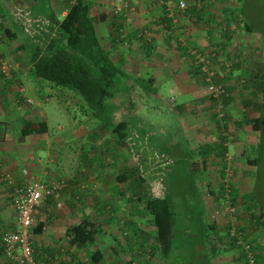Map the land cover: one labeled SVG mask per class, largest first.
I'll list each match as a JSON object with an SVG mask.
<instances>
[{
    "label": "crops",
    "instance_id": "0c3cea01",
    "mask_svg": "<svg viewBox=\"0 0 264 264\" xmlns=\"http://www.w3.org/2000/svg\"><path fill=\"white\" fill-rule=\"evenodd\" d=\"M39 1H42L43 4H38ZM67 1L69 0H34L35 3L33 4V2L28 0L26 2L27 5L24 7L32 8L38 14H46L45 12L53 10L56 17L61 19L66 15V10L63 8L66 6ZM87 1L93 4L95 11L99 12V8H101V11H107L106 8L108 6L105 0ZM199 1L186 0L187 10L184 12L179 11L176 5L175 12L177 10L182 13L179 17L174 13L173 9L171 11L169 0H130L133 11L120 20V25H122L121 34L131 38L135 35L139 37L142 34L145 41L142 42L132 38L130 42L125 43L126 46L122 47L120 45H112V41L109 40L112 54L116 55V61L120 63L124 72L131 77L130 82L134 83L138 79L149 80V82H153L151 85L152 89L156 90L160 88L156 87V85L162 86L164 82H168V78L181 77L188 69L187 79L192 81L189 91L187 93L180 92L184 91L181 90L183 88L181 85V89L178 88L176 90L174 87V90L180 92L179 96L184 95L186 98L194 100L199 98L201 89L199 84L203 83L200 81V77L194 73L195 68L192 64L195 61L189 51H207L211 49L209 48L211 43L216 44L222 38L218 32L210 34L208 26L211 25L203 24L201 19L198 20V18L209 16L210 21H219L220 13L214 6L219 3V0ZM224 2H227L226 12L232 22L227 35L228 42L229 40L233 41L237 31H240V23H238V11H236V7H233L236 1L224 0ZM112 5L113 3L108 8L111 9ZM200 7H202L201 11L204 10V15L201 13L199 15L196 14ZM11 9L12 6L9 0H0V52L8 58L13 56V52L15 54L18 52L17 56L22 54V47L25 48L29 43V39L23 33L20 25L11 18ZM109 24L110 19H108L107 23L99 26V32L102 36L108 34L110 30ZM211 27H213V24ZM204 30L207 35L205 38ZM245 33L248 32L245 31ZM244 37L247 39L246 35ZM220 45L225 47L224 52L220 51V57L224 58L226 55V59L231 62L232 68L228 72L221 70V74H219L221 71H217V81L230 87V98L234 97V100H238L237 105L241 108L246 103L244 101L246 98L251 100L256 95L255 93L252 94L251 91L244 90L242 92V87L240 91L238 84L249 82L252 79L255 81V77L258 80L261 78L259 82L264 83V64L261 48L253 41L243 45L233 44V46H230L228 43H221ZM188 57L191 58V61ZM221 64L222 60L217 59L216 68H219ZM187 66L192 68L186 69L185 67ZM14 68L12 79L5 80L0 77V168L17 183L22 182L20 170L23 168L29 171L30 176L39 179L41 182L65 180V187L60 192L58 201L52 197L47 198L34 214V226L30 235L33 250L32 264H123V258L119 256L120 251L126 254L127 250H125V247L131 245L130 242H133V239H127L122 243L118 238L119 229L122 230L123 236H126L124 228L131 227L134 230L132 235L134 238V234L142 235L145 233L140 229L138 219L151 217L148 213L149 211L146 210L147 205L144 197V192L148 191V189L143 184L139 186L141 177L138 174V163L140 160L137 163L131 160L132 158L129 155L131 154L132 156L133 154L131 153V148H126L130 147L126 140L121 142L115 139H103L101 143L96 144L102 148L97 165L90 162L92 160V146L87 144L86 146L90 147L89 150L84 149L86 146L81 147L80 151L70 148L69 154L71 156L64 157L65 160L61 161V154L57 150V146L64 142L65 138L62 140L53 138L51 142L48 138L41 140V138L37 137H42L47 132L43 135L21 136L19 131L22 124L21 120H19L18 133L14 134L12 124L17 118H14L13 113H18L20 110L19 106L25 103L24 99L31 100V96H33L32 88L27 90L24 87V98L20 97L18 83L25 81L30 87L32 85L34 88L37 86L41 89L44 87L50 88L43 82L30 79L28 72L30 64L26 62V58L25 61L22 60L21 63H16ZM157 78L162 79V81ZM197 78L199 81H197ZM191 103L181 104L178 108L179 117L182 118L181 131L186 138H182L180 143H177V141L171 143L169 141L168 143L154 141L157 146L165 149L169 159L174 163L183 161L184 158L192 155L191 158L188 157L189 166L187 173L190 176L199 178V184L202 185L203 183L204 188L206 186V189L199 193V202L195 208V222L192 224L194 229L191 225L189 231H186L185 228L176 230V224L174 229L175 236L178 232L183 235L186 234L190 238L189 242L193 241L202 244L210 242L211 237H213V242L220 243L223 241V238L220 237V230H225L228 235L230 231L231 235L235 230L241 231V228H243L242 232L244 233L245 231L247 236L251 237L253 225L250 219L251 209L248 207L250 200L247 198L251 185L248 180L249 177H247L249 169H246L245 166L240 170V162L244 159L247 148L244 147L233 155L237 160L234 158L230 159V155L233 153V151L231 154L229 153L231 150L230 146L236 149L239 148L237 141L234 142L233 138L230 137L232 138L231 141L229 138L225 141L224 146H226L227 151L221 161V156L217 155V153L222 148L217 146V149H215L214 145L215 143L219 144V136L225 137L229 133L225 134L223 126H218L214 129L216 130V138L212 140L203 138L209 135L207 133H202V137H200L198 132L203 131V127L195 124L190 117L192 115ZM232 103L225 107V111L229 112L230 116H232L231 112L234 111ZM118 104L122 105L118 106L117 109L124 107L123 102ZM28 113V110L23 111L24 116ZM20 115L22 114H17V116ZM240 122H236L237 126ZM140 125L143 127L144 124L140 123ZM206 126L208 127V132H211L210 125L206 124ZM241 127H245V124ZM241 127L238 128L240 129ZM246 134L250 136V140L252 136L249 130ZM76 135L77 133L74 130L73 136ZM147 135L149 136V134ZM186 135L189 137L187 138ZM78 137V139L74 138L73 140H78L77 142L81 144L86 142L84 136L78 134ZM149 141L152 145L153 141ZM189 143L192 145L193 143L196 144L194 150L187 151ZM249 144H252V142ZM123 148L128 150L124 149V154H122ZM175 148L179 151L175 150ZM143 149H145V146ZM143 152V150L140 151L142 154L149 153V151ZM135 154L138 155V153ZM215 154L217 157H215ZM223 161L225 164L222 163ZM250 163L252 164L251 161H247V165ZM59 164L65 167H60ZM221 166H223L222 169ZM226 169L230 170L232 177L228 188H226L227 183L224 186L226 193L220 195L222 179L226 180L223 177ZM200 179L202 182H200ZM226 201L236 210L235 213L229 212L225 205H222V202L226 203ZM141 203L143 204L144 213L139 208ZM255 211L264 213L263 208ZM85 220L94 222L99 226V236L96 237L93 243L85 245L71 244L67 231ZM147 220H149L147 228H150L155 233L148 238L145 237L146 242L148 240L151 241L150 248H152L157 243V230L153 224L152 217ZM261 220L264 221V218ZM15 221L16 213L11 206V189L7 187L5 182L0 180V254L2 251V232L3 230H14ZM180 222L185 223L187 221L180 219ZM262 241L264 242V240ZM204 249H207L205 250L206 252L210 251L211 259H219L221 257L218 247L215 250L212 249V246L209 248L204 247ZM138 251L137 255L139 254ZM97 252H100L101 259L98 263H93L91 258ZM125 256L126 260L128 258L132 262L136 258L132 250H129V254ZM203 257L206 258L209 255L206 256V253H204ZM0 264H8V262L1 259Z\"/></svg>",
    "mask_w": 264,
    "mask_h": 264
},
{
    "label": "rangeland",
    "instance_id": "374dc122",
    "mask_svg": "<svg viewBox=\"0 0 264 264\" xmlns=\"http://www.w3.org/2000/svg\"><path fill=\"white\" fill-rule=\"evenodd\" d=\"M28 1V0H27ZM31 2V0H29ZM236 4L233 7H236V11H238L237 16H240L241 21L240 24V31H237V35H235L233 41L229 40L227 43L230 46H233V44L239 45V44H247L249 41L255 42L260 48H261V54H262V61L264 64V0H235ZM238 1V2H237ZM107 2V6L110 7V5L113 3V0H105V3ZM112 2V3H111ZM38 4L42 5V1H39ZM176 0H169L170 9L174 10V13H176L177 16L180 17L181 12H178L176 10L175 12V6H176ZM37 5V4H36ZM231 5V4H230ZM106 6V7H107ZM113 6V5H112ZM172 6V8H171ZM220 13L219 17L222 18L226 14V8H227V2H220L216 5H214ZM106 8L107 11H110L109 8ZM112 8V7H111ZM41 11V10H37ZM48 12V11H47ZM45 12V13H47ZM43 13V12H39ZM41 17H44L45 14H40ZM243 24L246 23L248 26L251 27L252 32L245 33V30L242 27ZM205 32V37L206 31ZM24 33V32H23ZM246 38L245 39V35ZM204 35V34H203ZM26 36V35H25ZM233 38V35H232ZM228 45V47H229ZM227 47V49H228ZM230 50V49H229ZM13 57V56H12ZM189 58V57H188ZM10 59V57H9ZM191 61V58H189ZM223 62H228V59H226V55ZM193 62V61H192ZM222 62V63H223ZM194 68H196V62L192 64ZM191 66V65H190ZM190 66L185 67L192 68ZM190 70V69H189ZM188 69L185 74H182L181 77L177 78H168V82H164L162 86L156 85V90L153 89V91H145L144 89H141L140 87H136L135 84L132 82L129 84V91L126 93H123L125 96L123 99L116 98L114 99L115 103H119V101H124V107L121 109H117L112 114V120L117 123L121 120L125 119H133L135 118L137 122H140L143 125L144 133L147 135L149 134V139L153 141V145L156 146L155 149H159L160 147L157 146V144L154 143V141H163V143H168V141L180 143L182 138H186L185 134L181 131V123L182 118L179 117V107L181 104L185 103H191V111L192 115L190 117L193 119V122L195 124H198L200 127H203V131H199L198 135L202 137V133H207L209 135H206L203 138H209L214 139L216 138V130L218 126H223V121L220 120V117L218 116L219 113L217 112V103L211 101L210 95L207 93L206 85L199 84L201 87L200 89V96L197 100L186 98L184 95L179 96L180 92L187 93L189 91V88L191 87L192 81L191 79H187L188 77ZM194 77V76H193ZM195 78V77H194ZM158 80L162 81V79L157 78ZM200 79V78H199ZM197 78V81H199ZM47 84L46 82H43ZM198 83V82H196ZM49 84V83H48ZM47 84V85H48ZM158 84V83H157ZM249 84L246 86V91H251L249 89ZM123 85V84H122ZM180 85L183 86V88H180ZM239 85V90L241 91V85ZM264 88V83L262 84ZM29 90L32 88L33 90V96H31V101L33 102V105L24 103L23 105H20V110L17 114H22L20 117H22L24 120L29 121H45L47 124L48 131L47 133L38 138H41V140H45L48 138L52 142L53 138L57 140H62L65 138L64 142H61L60 145L57 146V150L60 151L61 154V161L65 160L64 157L71 156L69 154V149H78L80 151L81 147H85L86 144L88 146H92V160L90 162L94 165H97L99 163L100 159V150L101 147L97 146L98 143H101V140L103 139H112L109 136H107V132L105 128H101L99 130V125H101V121L104 123L106 122V116L107 111L99 114L100 118H95L94 115L96 114L93 111H90L85 103V101L79 96L76 95L74 92L60 87H44L39 88L37 86L34 88L32 85L31 87L28 86V84L25 81H22L21 83H18V88H24ZM173 87V88H172ZM174 87L176 90L180 88L184 91H176L174 90ZM244 89L242 90V92ZM30 93V92H29ZM42 93V94H41ZM45 96L43 97V95ZM256 95V94H255ZM43 97V98H42ZM181 97V98H180ZM256 97V96H255ZM253 96V99L247 100L246 103H244L241 108L238 107V100L234 101L232 103V108L234 111H232V116L228 119V135H226V139L229 138L231 141L232 138L234 142L237 143V146L239 147L236 149L233 146L230 150V159L237 160L236 157L233 155L237 151H241L242 148L246 149V155L244 159L240 162V170L243 169V167L246 166V169L248 168L249 171L247 172V177L249 182H251V185L249 187V194L247 195V198L250 200V206L253 208V212L256 215V217H259V213L255 210L263 208L264 209V94L259 93L258 100ZM172 99V100H171ZM251 104L250 106H246L248 104ZM122 104H119L121 106ZM231 105V103L229 104ZM228 105V106H229ZM258 108V106H260ZM207 107V109H206ZM251 107V108H247ZM231 108V107H230ZM247 108V109H245ZM259 109V112H258ZM28 110V114L24 116L23 111ZM230 111V110H229ZM15 112V111H14ZM238 112V113H236ZM14 114L17 116V114ZM259 114V119L261 122V133L259 131H252L250 127H241L238 128L236 122H240L244 118L246 119H254ZM29 117V118H27ZM139 123V126H141ZM206 124L210 125L211 132H208V127ZM20 125V122L18 119L16 121H13V133H18V126ZM142 127V126H141ZM245 129V131H243ZM74 130L76 131L77 135L73 136ZM81 130V131H80ZM249 130V133H251V139L249 140L248 134L246 132ZM225 131V130H224ZM227 134V132L225 131ZM78 134L80 136L85 137V141L83 144L77 142L78 140H73L74 138L78 139ZM98 134V136H97ZM187 136V135H186ZM35 137V136H34ZM189 136H187L188 138ZM232 137V138H230ZM70 141V142H69ZM100 141V142H99ZM252 142V144H249ZM97 144V145H96ZM249 144V145H247ZM247 145V146H246ZM86 146L84 148L85 150H89L90 147ZM196 147V144L191 143L188 144V150H194ZM253 149H251V148ZM124 149L122 151V154H124ZM127 150V149H126ZM148 149L145 146V151ZM175 150L179 151L175 148ZM132 151V150H131ZM143 152V153H144ZM134 154L131 156L129 155L131 160L135 163L139 161L138 167H139V177H142L144 179L143 186L146 187V184H149V189L151 192H153V189L155 193L157 194V188L158 182H160L163 185L161 178L167 170V166L165 165L167 160H162V156L159 154L154 157L150 155L149 153L142 154L139 152V154ZM157 153V152H156ZM109 154V153H108ZM176 155V154H174ZM192 155L187 156L184 158L183 161L176 162L174 164H170V167L168 169L167 175L165 176V191L167 196L169 197L170 203L174 208L175 214H176V220L177 222H180L179 220L182 219V221H187L185 223L180 222L177 223V229L178 228H185L186 231L190 230V226L195 222V208L197 206L198 201V194L203 191V189H206V186L204 188V185L199 184V178L190 176L187 173V166H189L188 160L191 158ZM172 157V156H171ZM189 157V158H188ZM256 159V162L253 164L247 165V161H253ZM169 162V161H168ZM63 164V162H61ZM191 165V164H190ZM60 167H65L64 165H60ZM223 166H221V169ZM224 178H229L226 171L223 173ZM142 179V180H143ZM200 182L202 180L200 179ZM219 182V180H218ZM226 180L222 179L223 184V190L226 191L225 183ZM234 182V181H233ZM149 191V190H148ZM221 195V192H219ZM247 200V199H246ZM246 204V203H245ZM222 205H225L224 202H222ZM185 206V207H182ZM140 211L144 213L143 204H139ZM188 209V211H186ZM257 212V213H256ZM151 219V217H149ZM147 218V219H149ZM138 219V218H137ZM144 218H139V224L140 229L143 230L142 235H133V229L131 227L124 228L126 236H123L122 230L119 229V240L124 243L127 239H133V242L131 241V245L128 247H125L126 254H129V250L133 251V254L136 256V258L133 259V262L126 260V254H123V251H120L119 256L123 258L124 263L123 264H241L242 261L237 257H241L240 250H236L229 245H231V241L229 240L228 235L226 234L225 230H220V237L223 238V241L220 243L213 242L211 237L210 242L208 243H199V242H193L188 241L190 238L185 234H181L178 232V234L173 239V247L176 249H173L171 254L166 259H161L159 255L154 256L153 258L151 256H148L150 253V246L151 241L148 240L146 242V238L150 237L151 235H154L155 233L151 231V229L147 228V225L149 224V220ZM263 221V220H262ZM182 223V224H181ZM194 229V225H192ZM181 231V230H180ZM248 233V232H247ZM249 235V234H248ZM146 237V238H145ZM251 237L255 238L258 237L260 240V246L261 251L260 254H264V232L263 228L260 226L259 229L256 228V230L252 229L251 231ZM215 245L220 249L221 257L219 259H211L210 251H205L207 249H204V247H210L212 245ZM208 245V246H207ZM204 249V250H203ZM139 250V251H138ZM145 252H144V251ZM258 250V249H257ZM137 251L141 252L137 255ZM147 251V252H146ZM257 252V251H256ZM206 253V256L209 255V257L204 258L203 254ZM239 254V255H237ZM143 257V258H142ZM122 262V261H121ZM258 264H264V259L259 260Z\"/></svg>",
    "mask_w": 264,
    "mask_h": 264
},
{
    "label": "trees",
    "instance_id": "16d2710c",
    "mask_svg": "<svg viewBox=\"0 0 264 264\" xmlns=\"http://www.w3.org/2000/svg\"><path fill=\"white\" fill-rule=\"evenodd\" d=\"M219 1L223 2L224 0ZM9 2L12 6L11 18L13 20V11L16 9L22 10L34 18L41 17V15L36 13L32 8L28 9L24 7L27 5V0H9ZM31 2H33V4L35 3L34 0H31ZM201 2L204 1L202 0ZM201 8L202 7H200V10L197 12L194 10L193 11L196 12L197 15H199V13L204 15V10L201 11ZM63 9L66 10V15L61 19L56 17V14L53 10H50L45 14L44 17L54 23V27L51 28V31L46 35L35 34L33 37H31L27 35L21 27L22 31L27 36V39H29V43L27 46H25V48L22 47V54H18L17 56L18 52H16V54L13 52V57L10 56V59L0 52L1 61L14 68L16 63H21V61H25L26 58V62L30 64V69L28 71L30 79H34L37 82H46L47 84L49 83L48 86L50 87L56 86L74 92L85 101L90 111L96 113L94 117L97 119L100 118L99 114L107 111L106 122L104 123L101 121V125L98 127L105 128L107 136L113 140L115 139L121 142L126 140L130 146L126 148H131L130 150H132V154H134L133 151L138 154L140 151H144V146H146L148 149L147 151H149L152 156L154 155L155 157L159 154L162 156V160H167L165 163L167 166V173L168 169L170 168L168 166H170L171 163L174 164V162L169 159V156L163 147L155 149L156 146L153 144L151 145L149 136L144 133V128L139 126L140 122H137L135 118L121 120L117 123L112 120V114L119 106L118 103L114 102V99H123L125 96L123 93H126L130 90L129 84L132 82H130L131 77L124 72L120 63L116 61V55L112 54L109 40L112 41V45H120L123 47L126 46L125 43L130 42L132 38L142 42L145 41L144 35L140 34L139 37H137L138 35H135L131 38L125 34H121L122 25H120V20L125 16L114 14L113 6L110 11H101V8H99V12H97L94 10L93 4L89 3L87 0H69L66 2V6H64ZM208 17L209 16L198 18V20L201 19L203 24H209L211 26L213 24V27L208 26L210 29V34L218 32L222 36L219 41L220 43L218 42L219 44L211 43L209 45V48H211L209 51L215 55V63L217 59L220 61L224 59L220 57V51L224 52L225 47L221 46L220 44L227 43V35L229 34L232 22L230 17H228L227 12L225 16L219 19V21H214L212 19V21H210ZM238 18L240 22V16H238ZM108 19H110V30L108 31L107 35L102 36L99 32V26L107 23ZM242 27L248 33L252 32L251 27L246 23L243 24L242 22ZM34 38L39 39L40 42L36 43ZM200 68V65L196 67L194 73L200 77V81L203 83V85H206L207 83L204 81L205 76ZM231 68L232 66L228 70L230 71ZM14 71L15 70L12 71V76ZM0 77L3 78L1 72ZM260 79L261 78H259V80ZM214 80L219 82L217 81L216 77ZM259 80L257 77H255V81L252 79L249 82L247 81L240 84L241 87L246 90L248 83H251L249 84V89L252 90V94H256L257 100L259 93L264 94V88L262 86L263 83L259 82ZM152 83L153 82H149V80L144 81L142 79L135 80L134 82L137 88L140 87L141 89H144L148 92L153 91L151 86ZM223 86L229 97L221 100L224 109L222 110L223 116L220 118V120L223 121V128L228 134L229 129L227 122L230 115L229 112L225 111V107L235 100L234 97L230 98V87L226 86L225 84H223ZM211 101L212 103L215 102L218 104V101L212 97ZM119 102L124 103V101ZM260 107L261 105L258 106V108ZM16 118L18 121H22L19 130L21 136L25 137L30 135H43L47 132V124L45 121H26L20 116H17ZM259 118V114L254 119L245 118V120L238 124V127H241L245 124V127H250L252 131L261 132L262 127ZM133 132L136 134H132ZM226 137L219 136V144L217 145L215 143L214 145L215 149H217V146L222 148L221 151L217 153V155L221 156V161L227 151L226 146H224L225 141L227 140ZM217 155L215 154V157H217ZM255 162L256 159L252 161V164ZM222 163L225 164L224 161ZM186 169L188 170V166ZM166 173L161 178H159L162 180L164 187L163 195L161 197L155 198L153 196L151 190L148 187L149 184H146V189L149 191L146 190L144 192L145 202L147 205L146 210L149 211L148 213L151 215L153 224L157 230V243L152 248H150V251L148 252L150 254L148 256L153 258L154 256L159 255L162 260L166 259L173 249H176L173 247V239L175 237L174 229L175 225L180 223L176 220L174 208L171 205L169 197L165 191ZM143 182L144 180H142L141 177L139 186L143 184ZM220 192L222 195L226 193V191L223 190V184H221ZM198 202L199 201H197V204ZM248 207L251 209V212H249L251 216V223L253 225L252 229H259L261 226L264 230V221L261 220L264 218V213H260L259 217L257 218L253 212V208L250 207V204ZM241 229L243 230V228ZM242 230H235L234 235H230L229 231V235L227 234L229 240L231 241V245L229 246L234 248L235 251L240 250L241 257H238L237 259H241V264H247V253L243 245H248L249 252H251L255 264H258L260 259H264L263 254L259 253L261 251L260 240L258 237H248L246 232L244 231L243 233ZM99 234V226L94 222H89L86 220L67 231V236L70 239V243L81 245L93 243ZM239 237L242 238L241 242ZM215 248L217 247L213 244L212 249L215 250ZM140 253L141 252H139V254ZM100 259L101 254L100 252H97L95 256H92L91 262L98 263Z\"/></svg>",
    "mask_w": 264,
    "mask_h": 264
},
{
    "label": "built area",
    "instance_id": "2783aa9c",
    "mask_svg": "<svg viewBox=\"0 0 264 264\" xmlns=\"http://www.w3.org/2000/svg\"><path fill=\"white\" fill-rule=\"evenodd\" d=\"M176 3L179 11L184 12L186 10V0H176ZM132 11L133 7L130 0H113L114 14L126 16ZM13 17L20 27L23 28L24 32L31 37L35 34L46 35L51 31V28L54 27V23L49 19L45 17L34 18L19 9L13 11ZM35 42L39 43L40 40L35 39ZM189 54L194 58L196 67L199 65L201 66L200 69L205 76L204 81L207 83V93L218 101L217 112L219 113L218 116L222 118L224 106L221 100L228 97V93L223 84L221 82H216L214 78H217V71H227L231 67V62L222 61L223 63L220 67L216 68V62L214 63L215 55L209 50L204 52L191 50ZM13 70H15V68L0 59V72L5 80L12 78ZM221 73L222 71L219 74ZM18 92L20 97L24 98V88H19ZM24 102L33 105V102L29 99H24ZM132 134L136 133L133 132ZM226 173L229 178H226V182L224 183L228 184L226 186V188H228L232 173L228 169H226ZM20 175L22 182L17 183L10 175H6L0 168V180L5 182L7 187L11 189V206L16 213L15 229L3 230L2 232V251L0 260L3 259L8 262V264H32L33 250L30 242V235L34 226V214L42 205V202L47 198L52 197L58 201L60 192L65 187L64 179H60L56 182H41L39 179L30 176L29 171L25 168L20 170ZM158 186L157 194L154 189L152 192L155 198L163 195V185L158 182ZM225 208L231 213L236 212V210L229 205L228 201H226ZM231 235H234V232ZM241 239L242 238L239 237L240 242ZM243 247L247 253V264H255L254 258L251 252H249L248 245L245 244Z\"/></svg>",
    "mask_w": 264,
    "mask_h": 264
}]
</instances>
